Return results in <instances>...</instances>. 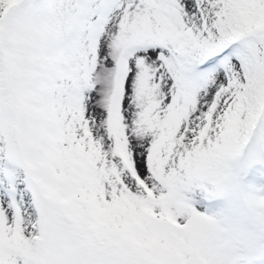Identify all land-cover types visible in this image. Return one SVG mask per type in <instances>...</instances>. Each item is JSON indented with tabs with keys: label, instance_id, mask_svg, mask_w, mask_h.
Instances as JSON below:
<instances>
[{
	"label": "snow or ice",
	"instance_id": "1",
	"mask_svg": "<svg viewBox=\"0 0 264 264\" xmlns=\"http://www.w3.org/2000/svg\"><path fill=\"white\" fill-rule=\"evenodd\" d=\"M0 264H264V0H0Z\"/></svg>",
	"mask_w": 264,
	"mask_h": 264
}]
</instances>
